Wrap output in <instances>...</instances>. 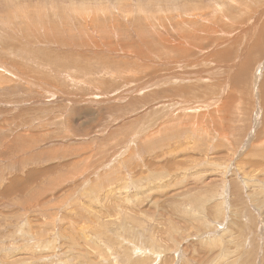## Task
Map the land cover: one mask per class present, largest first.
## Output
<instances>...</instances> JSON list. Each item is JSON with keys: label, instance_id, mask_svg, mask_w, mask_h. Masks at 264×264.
<instances>
[{"label": "rangeland", "instance_id": "1", "mask_svg": "<svg viewBox=\"0 0 264 264\" xmlns=\"http://www.w3.org/2000/svg\"><path fill=\"white\" fill-rule=\"evenodd\" d=\"M0 264H264V0H0Z\"/></svg>", "mask_w": 264, "mask_h": 264}]
</instances>
